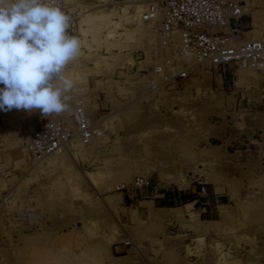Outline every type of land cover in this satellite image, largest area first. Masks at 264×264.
<instances>
[{
	"label": "rangeland",
	"instance_id": "obj_1",
	"mask_svg": "<svg viewBox=\"0 0 264 264\" xmlns=\"http://www.w3.org/2000/svg\"><path fill=\"white\" fill-rule=\"evenodd\" d=\"M144 2L70 7L82 49L53 115L70 124L82 98L101 129L87 144L74 135L35 161L24 144L40 110H0V264H264V75L188 60L185 77L151 85L176 46L157 45ZM251 8L264 36V0H247L242 29ZM134 175L148 183L116 188Z\"/></svg>",
	"mask_w": 264,
	"mask_h": 264
},
{
	"label": "built area",
	"instance_id": "obj_2",
	"mask_svg": "<svg viewBox=\"0 0 264 264\" xmlns=\"http://www.w3.org/2000/svg\"><path fill=\"white\" fill-rule=\"evenodd\" d=\"M54 2L70 17L71 29L76 11L65 5L63 0ZM247 0H145L139 18L151 21L157 31V45L171 46L177 34L176 48L171 56L165 57L151 67L148 80L162 74L163 80L185 77L189 62L184 55L190 54L195 62L217 67L228 62L250 66L264 73V40L242 38L239 19L246 15ZM144 74V73H142ZM154 74V76H153ZM72 125L59 115L45 117L38 112L36 121L28 127L24 147L36 161L47 155L59 153L67 148L74 135L87 144L97 135L100 125L93 121L84 107L82 98H77L69 113ZM1 165V160H0ZM0 166V176L3 175ZM148 183L147 177L134 175L128 182H120L117 189L132 190ZM203 189V187H201ZM127 243V241H125Z\"/></svg>",
	"mask_w": 264,
	"mask_h": 264
},
{
	"label": "clouds",
	"instance_id": "obj_3",
	"mask_svg": "<svg viewBox=\"0 0 264 264\" xmlns=\"http://www.w3.org/2000/svg\"><path fill=\"white\" fill-rule=\"evenodd\" d=\"M69 27L54 0L0 3V110L39 109L48 117L69 109L74 84L65 69L82 49Z\"/></svg>",
	"mask_w": 264,
	"mask_h": 264
},
{
	"label": "crops",
	"instance_id": "obj_4",
	"mask_svg": "<svg viewBox=\"0 0 264 264\" xmlns=\"http://www.w3.org/2000/svg\"><path fill=\"white\" fill-rule=\"evenodd\" d=\"M96 0H66V2L68 3L67 5H66V2H65V0H63V2L65 3V5L66 6H68L69 8L71 7V6H73V5H75V4H78V5H90V4H93L94 2H95ZM5 2H7V0H0V3H5ZM252 4L250 3V6H251ZM254 11H256V9H254V8H251L250 10H249V14L251 15V17H250V20H249V22L251 21V25H252V29H250V30H247V31H244L242 28H245V27H247L249 24L247 23V21L245 20L246 19V16L248 15V14H246V15H243L240 19H239V23L241 24V30H243V32H242V35L243 34H245V35H243V37L244 38H259V39H263L264 40V36H263V32L261 31V24H260V21H259V16H258V13H255ZM249 15V16H250ZM79 16V15H78ZM246 21V22H245ZM85 30V27L84 26H81V33L82 34H84V31ZM252 34L250 37H247L246 35H248V34ZM172 46V45H171ZM232 63H235V62H232ZM237 64V63H236ZM239 66V65H238ZM231 67V63L229 64L228 63V68H230ZM240 67V66H239ZM240 68H244V69H249L250 68V66H246V67H240ZM254 69V68H253ZM257 73H259V74H262V75H264V73H262L261 71H259V70H257V69H254ZM253 73H255V72H253ZM256 74V73H255ZM230 74H228V76H229ZM232 76H230V78H231ZM229 78V77H228ZM234 80V79H233ZM153 82V84L155 85V83H156V80H153L152 81ZM151 191V190H150ZM165 193H166V190H160L159 192H157L155 195H158V196H164L165 195ZM167 194V193H166ZM169 198H172L173 200L175 199V197L174 196H172V197H169ZM138 200V199H137ZM149 200H151V202H152V204H154V198H150ZM185 200H187V201H195L196 199H184V201ZM199 203L200 204H202V205H200V211H207V208H208V211L209 212H211L212 211V209H211V207H209V201L207 200V199H205V200H200L199 201ZM160 207H168L167 205H160Z\"/></svg>",
	"mask_w": 264,
	"mask_h": 264
},
{
	"label": "bare ground",
	"instance_id": "obj_5",
	"mask_svg": "<svg viewBox=\"0 0 264 264\" xmlns=\"http://www.w3.org/2000/svg\"><path fill=\"white\" fill-rule=\"evenodd\" d=\"M245 11H246V4H245ZM247 13V12H246ZM144 21V20H143ZM145 23H149V22H151V21H144ZM242 32H243V30H241V33H240V36L242 37V38H244L243 37V35H242ZM259 39V38H258ZM263 40V39H262ZM171 44H174L175 46H176V44H177V34L175 33L174 34V36H173V42L171 43ZM184 59H186L187 61L189 60V61H194L195 62V59H193V58H191V56H190V54H186V55H184ZM234 62V61H233ZM197 63V62H196ZM228 63H232V62H228ZM235 63H237V62H235ZM199 64V63H198ZM202 64H206V63H201V64H199V65H202ZM70 125L71 126H73L72 125V122H70ZM30 127V126H29ZM27 135V134H26ZM72 139V138H71ZM71 139H70V141H71ZM69 141V142H70ZM53 154V153H52ZM52 154H49V155H47L46 157H48V156H50V155H52ZM45 157V158H46ZM44 158V159H45ZM36 161V160H35ZM41 161V160H40ZM0 166H2V163H1V165ZM171 182V181H170ZM177 182V184L178 185H183L180 181H176Z\"/></svg>",
	"mask_w": 264,
	"mask_h": 264
}]
</instances>
